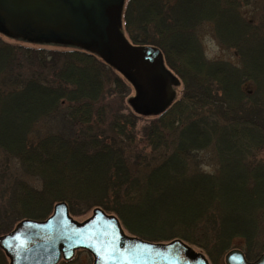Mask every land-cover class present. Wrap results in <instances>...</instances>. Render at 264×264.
Returning <instances> with one entry per match:
<instances>
[{
  "label": "trees",
  "instance_id": "obj_1",
  "mask_svg": "<svg viewBox=\"0 0 264 264\" xmlns=\"http://www.w3.org/2000/svg\"><path fill=\"white\" fill-rule=\"evenodd\" d=\"M259 2L245 16L249 0H125L126 39L157 47L182 85L179 98L150 116L139 134L141 115L127 102L131 84L96 55L26 47L0 34V235L12 220L43 219L65 202L70 215L101 208L130 235L178 239L212 262L241 238L245 257L255 259L264 250ZM205 25L236 65L203 58L198 35ZM205 151L214 157L212 172L202 168ZM9 159L22 178L6 185ZM0 264H7L1 249Z\"/></svg>",
  "mask_w": 264,
  "mask_h": 264
},
{
  "label": "water",
  "instance_id": "obj_2",
  "mask_svg": "<svg viewBox=\"0 0 264 264\" xmlns=\"http://www.w3.org/2000/svg\"><path fill=\"white\" fill-rule=\"evenodd\" d=\"M125 0H0V34L26 42L80 48L96 55L134 90L127 101L141 116L161 113L173 100L179 81L164 66L161 51L131 44L121 32ZM8 264H56L76 250L92 264H208L180 240L151 243L127 235L118 219L100 208L83 221L54 204L42 221L23 219L0 235ZM224 264H264V251L247 261L240 250L224 255Z\"/></svg>",
  "mask_w": 264,
  "mask_h": 264
},
{
  "label": "rangeland",
  "instance_id": "obj_3",
  "mask_svg": "<svg viewBox=\"0 0 264 264\" xmlns=\"http://www.w3.org/2000/svg\"><path fill=\"white\" fill-rule=\"evenodd\" d=\"M259 1L260 0H249V6H247V8L244 9V10L242 9L243 14L246 16L247 14L250 13V11H253V10L256 11V10H258V7L260 6V2ZM200 31L201 32L198 35V39H199L200 48L202 50L203 58L205 60H207V61H219V60H223V61L230 62L233 65H236L237 64V60L234 57L232 51H230V50H224V49H222L216 43V41L214 39L213 29L210 28L209 25L203 26ZM2 40L5 41V42H8V43H14V44L19 43L22 46L32 47V48L44 47V48L50 49V50H53V49L54 50H56V49L57 50L64 49L62 47L60 48V46H48V45H44L43 46V45H39V44L26 43V42H23L22 39L17 38V37H8V36H5V37H2ZM181 89H182V85L179 84V86L176 89V92L174 93V95L177 94V97H176L177 99L180 96ZM132 93H133V91L131 90L130 91V94H132ZM126 99L128 100V98H125V101L123 102V105H125L124 106L125 108L129 107L127 105V103H126ZM140 117L141 118L139 119V121L137 122V125H136V130H137L138 134H139V131L141 130V128L144 125H146V123L148 122V120H150V118H151L150 116H140ZM137 147L139 149L141 148V146H137ZM144 150H145L144 151L145 154H149L150 153L149 152V148H148V150L147 149H144ZM0 159H2V154L1 153H0ZM200 159H201V161L203 163L202 168H203L204 171H206V172H212V171H214V169H215L214 168V163L215 162H214V157H212V153L210 151L203 152L200 155ZM9 160L10 161H8V162L5 163V165H6L5 166V169L2 171V172H4V174L2 175V179H3V181H4V183L6 185L8 184V181H12L13 182L14 180H17V179L22 178V174H21V171H20L17 163L13 159H9ZM140 163L142 164V162H140ZM26 179H27L26 181L29 184H31L33 186L39 187L38 182H36L34 179L29 178V177H27ZM7 194H8V192L5 195L7 196ZM53 206H54V204H53ZM53 206L49 209L50 212L48 211L49 214H47V216L45 218H43V219H30V220L42 221V220L46 219L48 216L51 215ZM78 207L80 208V206H78ZM93 209H89L87 211H82V213L80 215H70V214L69 215L75 221L80 222V221H83L86 218H88L91 215V212H92ZM68 213H69V211H68ZM105 213H107V212H105ZM107 214H110V215L115 216L112 213H107ZM23 219H29V218H23ZM23 219H20V220H18L16 222H14L12 220L10 222V224L8 225L10 227L9 228L10 229L9 231L13 230L14 227H15V225L18 222H20L21 220H23ZM119 223H120V221H119ZM120 225H121V223H120ZM121 227H122L123 231L127 235H130L123 228L122 225H121ZM260 227L261 228H260V231H259L258 240L264 241V221L262 222V224H261ZM9 231H7V232H9ZM1 235H3V234H1ZM146 241H148V240H146ZM148 242H150V241H148ZM156 243H164V242H156ZM165 243H167V242H165ZM186 245H188L195 253L201 254L206 259V261L208 262V264H224V255H225L226 252L224 254H222L220 257H217V259H215V261L212 262V260L210 258H208V256L206 255V253L203 252L202 250H200L199 248H196V247L191 246L189 244H186ZM243 248H244V240L241 239V238H236L233 241L232 249L242 250ZM5 258H6V256H5ZM6 262H7V264L9 263L7 258H6ZM57 264H92V257H91V255L88 252H86L84 250H79V251H77L74 254V257L72 258V260H70V261H63V260L60 259L57 262Z\"/></svg>",
  "mask_w": 264,
  "mask_h": 264
}]
</instances>
